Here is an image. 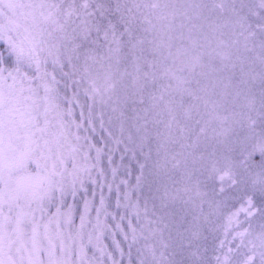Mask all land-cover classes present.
Here are the masks:
<instances>
[{"label": "snow or ice", "instance_id": "1", "mask_svg": "<svg viewBox=\"0 0 264 264\" xmlns=\"http://www.w3.org/2000/svg\"><path fill=\"white\" fill-rule=\"evenodd\" d=\"M0 264H264V0H0Z\"/></svg>", "mask_w": 264, "mask_h": 264}]
</instances>
